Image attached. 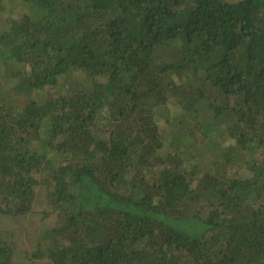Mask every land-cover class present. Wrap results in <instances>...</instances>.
<instances>
[{
	"label": "trees",
	"instance_id": "16d2710c",
	"mask_svg": "<svg viewBox=\"0 0 264 264\" xmlns=\"http://www.w3.org/2000/svg\"><path fill=\"white\" fill-rule=\"evenodd\" d=\"M20 2L0 212L54 223L0 264H264V0Z\"/></svg>",
	"mask_w": 264,
	"mask_h": 264
},
{
	"label": "rangeland",
	"instance_id": "374dc122",
	"mask_svg": "<svg viewBox=\"0 0 264 264\" xmlns=\"http://www.w3.org/2000/svg\"><path fill=\"white\" fill-rule=\"evenodd\" d=\"M4 3L6 8L3 12H0V31L8 30L11 26V19L18 18L24 13V9L21 5L20 0H4ZM12 84H14L13 81H9L8 83L6 82V87ZM204 118L207 120V122L206 120L204 121L206 125L207 123L211 122V126L205 132H207L208 136H212L213 138L217 139L220 131L215 127L212 128L214 126V124L212 123H215V120H211V117L208 116ZM169 129L167 131L168 134H170L171 132ZM169 139L170 137L165 141L162 153L167 151ZM199 149V154H203L208 151L206 146H201ZM219 149L220 148L213 149L212 153L219 151ZM243 165L244 164H242V166ZM243 167L244 168H241L240 170L241 176H250V172L247 170V168L245 166ZM46 207L47 204L37 205L34 206L33 211L19 216L0 212V237L3 239H7L10 236L9 239L17 244V249L20 256L25 255L29 251H33L35 249V244L45 224L54 223V216L45 218L44 210ZM6 231L9 233L7 234Z\"/></svg>",
	"mask_w": 264,
	"mask_h": 264
}]
</instances>
